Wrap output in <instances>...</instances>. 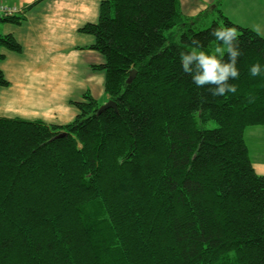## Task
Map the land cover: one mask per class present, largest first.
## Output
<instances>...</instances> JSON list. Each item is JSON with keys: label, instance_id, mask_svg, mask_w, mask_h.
<instances>
[{"label": "trees", "instance_id": "obj_1", "mask_svg": "<svg viewBox=\"0 0 264 264\" xmlns=\"http://www.w3.org/2000/svg\"><path fill=\"white\" fill-rule=\"evenodd\" d=\"M204 19L180 0H104L79 31L116 109L86 92L65 125L0 117V264H264V176L245 139L264 126V38L220 4ZM219 27L241 56L237 92L213 97L179 53L194 39L209 53ZM3 49L22 46L0 34V88Z\"/></svg>", "mask_w": 264, "mask_h": 264}, {"label": "crops", "instance_id": "obj_2", "mask_svg": "<svg viewBox=\"0 0 264 264\" xmlns=\"http://www.w3.org/2000/svg\"><path fill=\"white\" fill-rule=\"evenodd\" d=\"M102 1L104 0H0V4L17 6L23 10L18 14L23 18L19 24L4 22L0 19V34L12 35L22 46L20 53L2 50L6 57L1 68L11 84L17 83L21 93L28 92L32 97V103L35 104L30 108L50 106L47 111L55 115V118L50 120L52 124L65 125L68 121L67 112L70 113L68 117L72 116L68 106L77 98L72 96L69 89L66 91L62 89L68 87L69 79L74 74L72 68L77 65L76 59L79 52L77 50L85 51L88 45L94 44L93 36L82 34L79 30L87 23L98 21ZM180 1L185 15L195 17L209 7H213L215 0ZM87 68L91 71L85 76L88 78L97 76L95 83L98 82V88L91 90L92 94L96 91L104 93V75L92 69L89 63ZM33 77H38V81L40 80L36 95L30 90ZM14 88L15 86L8 88V94L15 92ZM1 92L4 91H0V94ZM18 99L19 103L9 98H1L0 107H8L12 114L18 111L24 112V103L21 97ZM18 108L21 109L18 110ZM9 116L12 115L0 117L15 118ZM257 165L262 167V162H258Z\"/></svg>", "mask_w": 264, "mask_h": 264}, {"label": "rangeland", "instance_id": "obj_3", "mask_svg": "<svg viewBox=\"0 0 264 264\" xmlns=\"http://www.w3.org/2000/svg\"><path fill=\"white\" fill-rule=\"evenodd\" d=\"M1 3V2H0ZM220 4L221 9L223 10L224 14L235 24L244 27L252 29L254 25H260L262 28H264V0H215L213 5ZM4 5V4H0ZM182 5V4H181ZM6 6V5H4ZM210 6V5H209ZM212 13V7H209V9L201 12L199 15L195 17H200L206 19V17L210 16ZM204 19V20H205ZM211 19L209 18L207 23ZM264 38V36H261ZM91 45H88L86 47L85 51H79L77 54V65L74 66L73 69V76L70 77L69 83L67 84V88L62 89V91H66L69 89V92L72 93V96H76L77 100L71 101L69 103L68 109L71 110L72 116H70L69 112H67V118L68 121L66 124L72 122L77 114L78 110L75 107V105L72 104V102L76 101H82L83 95L86 92H90V94L95 97L102 105L106 104L108 102V95L105 92V72L99 71V73H102L104 75V93H97L94 92L92 94L91 90L94 91L98 88V82H96L97 76L93 75L91 78H88V76H85L90 70H88L87 65L88 63L92 65V69L94 64H103L105 63V58L102 54L99 52L90 49ZM215 46H217V43H211L209 47V53H212L214 51ZM192 50V47H189ZM4 51V50H3ZM72 71V70H71ZM6 77V76H5ZM7 79V78H6ZM8 80V79H7ZM9 81V80H8ZM38 82V83H37ZM40 80L38 81V77H33L30 82V90L34 95H36L37 91V84H39ZM66 82V81H65ZM10 83V81H9ZM17 84V83H16ZM15 83H10L9 87L6 88H0V91L2 94H0L1 98H9V100L13 102L19 103V97H21V100L23 101V109L24 112L18 111V113H10V109L8 107H0V116H8V114H11L12 116L9 117H19L25 120H40L44 121L46 123H50V120L55 118L54 114L49 113L47 110L50 107L41 106L39 108H30L33 104L32 103V97L29 95L28 92L21 93L20 89L17 87ZM63 84V82H62ZM15 86L14 91L10 92L7 90L10 87ZM83 86L85 88L83 89ZM102 88V89H103ZM2 95V96H1ZM40 97V96H39ZM28 104H31L28 106ZM21 108H18L20 110ZM52 124V123H50ZM55 124V123H53ZM215 126L214 123H210V127ZM246 144L248 146V150L250 153L251 160L253 162L254 167L258 171V174L264 176V126L260 127H250L246 130L245 134ZM262 162V167H258L257 163Z\"/></svg>", "mask_w": 264, "mask_h": 264}, {"label": "clouds", "instance_id": "obj_4", "mask_svg": "<svg viewBox=\"0 0 264 264\" xmlns=\"http://www.w3.org/2000/svg\"><path fill=\"white\" fill-rule=\"evenodd\" d=\"M252 30L257 35L264 36V28L260 25H254ZM211 36L219 42L211 54L202 50V42L195 39L191 42L192 51L179 53L182 70L192 77V83L197 88L207 87L213 97L235 94L237 88L229 81L239 78L237 63L241 50L238 32L232 27H219L211 32ZM250 74L253 77L259 76L261 65L254 64Z\"/></svg>", "mask_w": 264, "mask_h": 264}, {"label": "water", "instance_id": "obj_5", "mask_svg": "<svg viewBox=\"0 0 264 264\" xmlns=\"http://www.w3.org/2000/svg\"><path fill=\"white\" fill-rule=\"evenodd\" d=\"M135 76H136V71H132L128 78L127 83L130 84ZM109 108L116 109V103L112 100H109L106 104L100 106L98 113H102L104 110L109 109ZM62 136H65V133H62L61 135H59V137H62Z\"/></svg>", "mask_w": 264, "mask_h": 264}, {"label": "built area", "instance_id": "obj_6", "mask_svg": "<svg viewBox=\"0 0 264 264\" xmlns=\"http://www.w3.org/2000/svg\"><path fill=\"white\" fill-rule=\"evenodd\" d=\"M19 12V9L16 7H7L4 5H0V13H2L3 15L9 16V15H13Z\"/></svg>", "mask_w": 264, "mask_h": 264}, {"label": "bare ground", "instance_id": "obj_7", "mask_svg": "<svg viewBox=\"0 0 264 264\" xmlns=\"http://www.w3.org/2000/svg\"><path fill=\"white\" fill-rule=\"evenodd\" d=\"M17 7V6H16ZM17 17V16H16ZM24 20H25V17H24Z\"/></svg>", "mask_w": 264, "mask_h": 264}]
</instances>
